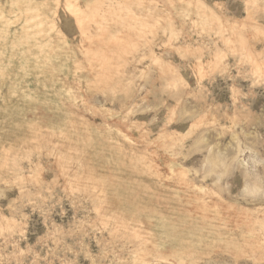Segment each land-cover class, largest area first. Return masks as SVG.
I'll return each instance as SVG.
<instances>
[{
	"label": "rangeland",
	"instance_id": "374dc122",
	"mask_svg": "<svg viewBox=\"0 0 264 264\" xmlns=\"http://www.w3.org/2000/svg\"><path fill=\"white\" fill-rule=\"evenodd\" d=\"M0 264H264V0H0Z\"/></svg>",
	"mask_w": 264,
	"mask_h": 264
}]
</instances>
